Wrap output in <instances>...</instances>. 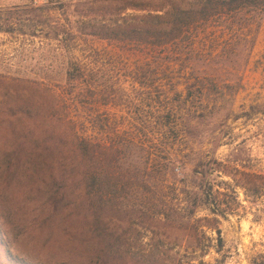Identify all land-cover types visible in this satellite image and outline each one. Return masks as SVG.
Returning <instances> with one entry per match:
<instances>
[{
	"label": "trees",
	"instance_id": "16d2710c",
	"mask_svg": "<svg viewBox=\"0 0 264 264\" xmlns=\"http://www.w3.org/2000/svg\"><path fill=\"white\" fill-rule=\"evenodd\" d=\"M56 1L29 7L28 12L47 23L46 15ZM87 3L89 10H77L75 22L54 26L53 34L47 35L60 45L61 52L57 51L66 61L63 71L72 90L61 92L39 83L27 85L20 81L26 79L19 75L1 77L5 85L20 83L36 90L37 94L28 103L8 96L0 101V114L19 115L28 140L34 138L35 129L42 132L39 145L42 154L51 152L60 161L49 190L52 207L58 211L60 203H65L70 205L62 208L66 214L85 212L101 243L99 264H116L121 260L122 264H130V251L126 247L130 238L148 232L153 239L159 231L165 234L171 228L184 236V264H196L195 261L204 264L212 248L219 250L208 232L217 233L221 241L217 215L226 214L225 210L220 211L215 189L214 177L223 165L216 156L217 150L215 147L209 151L191 149L184 155L191 160L196 154L195 167L200 175L199 183L187 184L184 188V215L168 202L144 196L149 178L142 175L133 187L124 181L118 170L121 155L132 149L128 142L109 141V134L118 137L119 128L109 125L107 129L108 123L97 111H90L86 116L62 113L63 109L73 106L85 107L80 99L87 91H91L90 97L94 100L104 96V86L95 81L94 73L103 60L101 50L92 45L89 63L83 62L79 55L68 56L64 51L70 41L75 49L79 43L87 44L92 39L138 46L134 54L143 60L135 68L138 72L134 76L141 86L139 99L152 103L168 101L163 105V113L159 111L161 116L156 111L148 120H131L134 119L141 131L159 133L168 128L175 134L173 141L184 134L191 140L209 135L215 141L221 138L219 132L234 114L235 98L244 87V74L264 18V0H89ZM44 31L43 28L42 33ZM36 34L33 31V35ZM151 68L158 72V78L165 75L170 82L146 81ZM97 102L98 106L106 104L103 100ZM207 116H217L216 123L204 124L201 120ZM134 149L144 158L145 174L149 169L146 161L159 163L165 151L157 147L156 152L149 153L138 145ZM178 163L184 165L182 155L171 153L165 165V175L174 181L180 180ZM226 174L232 172L226 171ZM240 185L248 189L247 183ZM132 190L139 193L137 203L130 206L116 200L121 193L129 194ZM108 208L111 213L107 212ZM200 210L207 214L200 216ZM180 217L184 218V228L178 226L182 223ZM140 255L133 264L151 261L147 258L149 249L143 248Z\"/></svg>",
	"mask_w": 264,
	"mask_h": 264
},
{
	"label": "rangeland",
	"instance_id": "374dc122",
	"mask_svg": "<svg viewBox=\"0 0 264 264\" xmlns=\"http://www.w3.org/2000/svg\"><path fill=\"white\" fill-rule=\"evenodd\" d=\"M87 1L57 0L50 5L51 11L46 15L48 22L44 23L40 18L31 16L28 9L47 4L48 0H0V79L19 75L26 79L20 81L27 85L36 86L39 83L61 92H70L72 85L63 71L66 61L57 51L60 45L47 35L53 34L54 26L75 22L78 19L77 10L88 11ZM43 28L45 31L42 33ZM6 29L12 31L6 32ZM33 31L37 34L33 35ZM92 45L101 50L103 57L94 73L95 81L103 84L105 94L94 100L90 97L91 91H87L80 99L85 107L73 106L63 109L62 113L86 116L90 111H97L108 123L107 129L109 125L117 126L118 137L109 134V141L128 142L132 147L117 162L124 181L134 187L139 177L146 176L149 183L144 196L168 202L182 215L184 188L187 184L200 182L195 167L196 154L191 160L184 155L191 149L209 151L215 147L216 156L223 164L214 177L216 196L220 211L225 210L226 214L217 215L221 241L217 233L208 232L219 250L212 248L204 258V264H264V18L252 59L244 74V87L234 101V114L219 132L221 138L215 141L209 135L191 140L185 134L173 141L175 134L168 128L159 133L141 131L133 120H148L156 111L162 110L163 113V105L168 100L152 103L139 99L141 86L134 80L138 72L135 68L143 61L134 54L139 47L92 39L87 44L79 43L75 49L70 41L64 52L68 56L79 55L83 62L89 63ZM124 50L128 53H123ZM160 77L151 68L145 80L150 83L155 80L157 84L170 82L169 77ZM87 79L92 81L90 77ZM36 94V90L20 83L5 85L0 80L2 102L10 96L12 100L28 103L36 98ZM100 100L106 104L98 106L97 101ZM217 118L207 116L201 121L215 124ZM24 125L19 115L7 117L0 114V264H19L14 260L26 264H99L101 243L97 241L85 212L66 214L62 208L70 205L65 203H60L58 211L52 207L49 190L53 172L60 165L59 158L51 152L42 154L39 149L42 132L35 129L34 138L28 140ZM135 145L145 147L149 153L156 152L157 147L165 148L159 163L152 164L150 159L149 163L146 161L148 176L145 174L144 158L139 150L134 149ZM171 153L183 157L184 165L177 164L180 180L174 181L165 175V165ZM226 171L232 174H226ZM244 182L248 189L240 185ZM138 194L132 190L129 194L121 193L116 200L131 206L140 201ZM107 212L112 211L108 208ZM206 214L205 210L199 211L200 216ZM179 220L182 223L178 226L183 225L184 228V218ZM158 233L153 239L146 232L128 240L126 247L130 251V264L137 263L143 248L150 250L147 258L151 261L148 264H184L182 232L171 228L165 234ZM120 263L122 260L116 264ZM195 263L202 264L199 261Z\"/></svg>",
	"mask_w": 264,
	"mask_h": 264
}]
</instances>
